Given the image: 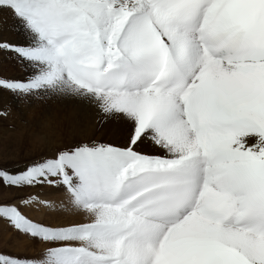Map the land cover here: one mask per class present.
I'll use <instances>...</instances> for the list:
<instances>
[{
	"label": "snow or ice",
	"instance_id": "1",
	"mask_svg": "<svg viewBox=\"0 0 264 264\" xmlns=\"http://www.w3.org/2000/svg\"><path fill=\"white\" fill-rule=\"evenodd\" d=\"M0 17L19 69L0 118L91 116L0 156V264H264V0H0Z\"/></svg>",
	"mask_w": 264,
	"mask_h": 264
},
{
	"label": "rangeland",
	"instance_id": "2",
	"mask_svg": "<svg viewBox=\"0 0 264 264\" xmlns=\"http://www.w3.org/2000/svg\"><path fill=\"white\" fill-rule=\"evenodd\" d=\"M0 34L9 40L16 39L15 37L10 36V31L2 26L1 20ZM1 64H4L2 58H0V75H8L9 77L19 75V69L16 65L9 68L5 66L4 68L5 64ZM6 72L8 73L6 74ZM36 106L38 105L36 104ZM22 109L20 106L16 108L12 107L9 110L12 118L7 120V117H5L7 122H5L6 120L4 117L0 118V156L5 154L11 155L17 152L22 156L23 153L28 151L29 153L36 152L39 147L35 140L36 137H40L43 141L48 143L67 142L74 139L79 133H82L87 129V126L84 123H78L76 120L74 121L70 119L64 112V108L61 104H54V108L50 112L44 108L43 110L40 106L38 108L30 107L27 113H23ZM9 163L10 166H12L15 161L10 160ZM53 194L54 193L52 192L47 193V198L49 197L48 199H54L57 201V199H55L56 195L54 194V196ZM57 202H59V200ZM24 211L32 218L38 220L43 219L47 223H58L63 219L62 216H57L55 213L50 215L53 216L54 219H50L49 215H42L43 210L37 212L34 209H25ZM0 233V246L5 242H12L14 240V233L2 223H0ZM20 247H23V245ZM28 254L32 255L34 253L29 251Z\"/></svg>",
	"mask_w": 264,
	"mask_h": 264
},
{
	"label": "bare ground",
	"instance_id": "3",
	"mask_svg": "<svg viewBox=\"0 0 264 264\" xmlns=\"http://www.w3.org/2000/svg\"><path fill=\"white\" fill-rule=\"evenodd\" d=\"M0 20H1V24H2V26H4L6 29H8L9 31H10V36H13V37H15L16 38V36H15V33L11 30V28H10V25H11V21H5V18L4 17H0ZM6 36H8L7 34H5ZM3 61H4V64H1V65H4V68H5V66L7 67V68H9V67H11V66H15V64L13 63V62H11V61H8V60H5V59H2ZM2 62V61H1ZM2 67V66H1ZM16 67H17V65H16ZM4 68H2V69H4ZM18 68V67H17ZM13 69H15V68H13ZM1 70V69H0ZM5 70V69H4ZM6 70H8V69H6ZM11 71H13L12 69H10ZM17 71V70H16ZM19 71V70H18ZM8 72H6V74H7ZM15 73H17V72H15ZM2 74H5V73H2ZM9 74H11V73H9ZM8 76V75H7ZM3 103V101L2 100H0V104H2ZM36 104L38 105V106H36ZM54 104H57V103H46V102H43V101H39V102H33L31 105H20V108L22 109V107H23V109H22V112L23 113H27L28 111H29V109H30V107H36V108H38L39 106L43 109H46L48 112H50V111H52V109L54 108ZM63 106V108H64V112L69 116V118L70 119H72V120H76V122H78V123H84L86 126H87V128H88V123H89V121L91 120V116H90V114H85V113H81L80 111H78V110H76V109H74V108H72V107H69V106H65V105H62ZM13 107H17V106H13ZM43 109V110H44ZM5 118V117H4ZM10 118H12V116H11V114L9 113L8 114V116H7V120L8 119H10ZM5 120H6V118H5ZM7 120L5 121V122H7ZM4 122V123H5ZM86 131H87V129L85 130V131H83L82 133H79L78 134V136H76L74 139H80V138H83L84 137V135H85V133H86ZM31 153H35V152H31ZM27 154H30L29 153V151L28 152H25V153H23V155L22 156H24V155H27ZM52 193H54L53 195L56 197L55 199H57V201L60 199V197H59V195H60V193H58V192H52ZM49 198V197H48ZM51 200V199H50ZM54 200V199H53ZM56 201V200H55ZM38 215V214H37ZM55 216V215H54ZM58 216V215H57ZM49 217H50V219H54L53 218V216H50L49 215ZM63 218V217H62ZM5 232V231H4ZM1 234V233H0Z\"/></svg>",
	"mask_w": 264,
	"mask_h": 264
}]
</instances>
